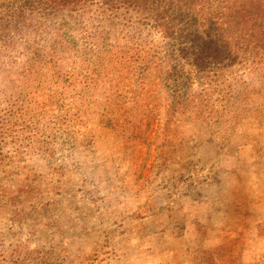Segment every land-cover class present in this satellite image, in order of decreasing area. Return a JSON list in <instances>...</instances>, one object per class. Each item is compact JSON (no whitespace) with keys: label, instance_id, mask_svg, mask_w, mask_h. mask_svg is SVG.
<instances>
[{"label":"trees","instance_id":"trees-1","mask_svg":"<svg viewBox=\"0 0 264 264\" xmlns=\"http://www.w3.org/2000/svg\"><path fill=\"white\" fill-rule=\"evenodd\" d=\"M11 63L0 152L24 182L38 161L50 173L71 169L93 139L77 135L89 123L132 148L151 141L162 113L172 125L214 112L232 126L235 100L254 81L264 85V0H16ZM16 219V264H51L53 249L31 248L39 227Z\"/></svg>","mask_w":264,"mask_h":264},{"label":"rangeland","instance_id":"rangeland-1","mask_svg":"<svg viewBox=\"0 0 264 264\" xmlns=\"http://www.w3.org/2000/svg\"><path fill=\"white\" fill-rule=\"evenodd\" d=\"M10 62L16 0H0V94ZM253 83L235 100L230 127L214 112L172 125L162 113L151 141L132 148L89 123L77 135L94 140L84 138L71 169L50 173V163L38 161L24 182L0 152V264H16L20 215L30 231L41 230L31 248L53 249L51 264H259L264 85Z\"/></svg>","mask_w":264,"mask_h":264}]
</instances>
